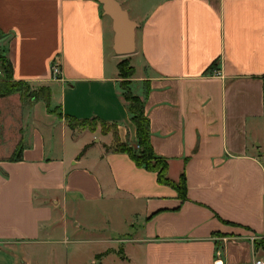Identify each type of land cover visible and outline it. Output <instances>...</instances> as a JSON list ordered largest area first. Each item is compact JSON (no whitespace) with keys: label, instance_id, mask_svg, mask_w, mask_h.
<instances>
[{"label":"crops","instance_id":"0c3cea01","mask_svg":"<svg viewBox=\"0 0 264 264\" xmlns=\"http://www.w3.org/2000/svg\"><path fill=\"white\" fill-rule=\"evenodd\" d=\"M114 1L134 24L128 54L97 0H0V56L26 89L0 96V264H32L57 242L67 257L83 230L97 232L88 264H214L217 250L250 264L264 256V0ZM122 60L185 200L112 151L111 129L64 120L98 118L135 144ZM40 88L47 104L30 96Z\"/></svg>","mask_w":264,"mask_h":264},{"label":"trees","instance_id":"16d2710c","mask_svg":"<svg viewBox=\"0 0 264 264\" xmlns=\"http://www.w3.org/2000/svg\"><path fill=\"white\" fill-rule=\"evenodd\" d=\"M0 64L2 69V76L0 77V96L8 95L13 92L20 91L22 84L10 81V64L3 60L0 56ZM117 69L121 80L119 81V88L121 89V96L126 104V110L129 115V120L135 128V144L133 146L121 143L117 140L114 125H107L98 118L90 119H75L71 116H64L67 126L73 128H87L93 130L96 125L100 126L101 132H106L111 129L113 135V142L109 147L115 152H124L133 161L137 167H142L145 170L155 173L156 181L159 184H164L175 190L178 197L182 200L186 199V181L184 173L182 172L178 180H171L167 177V161L166 158L158 156L153 153L149 143L148 119L143 112L142 100L133 95L129 90V80L132 73L131 67L126 60H122L117 64ZM30 96L34 98H41L47 104L49 99V91L47 88H40L33 92ZM19 154V148L15 149V157ZM264 167V161H263ZM256 246L263 247L261 240L256 241Z\"/></svg>","mask_w":264,"mask_h":264},{"label":"rangeland","instance_id":"374dc122","mask_svg":"<svg viewBox=\"0 0 264 264\" xmlns=\"http://www.w3.org/2000/svg\"><path fill=\"white\" fill-rule=\"evenodd\" d=\"M1 77V76H0ZM20 91L22 94H24V92L26 91L25 87L20 86ZM133 94H135V92H132ZM263 161H264V155H263ZM70 230H68V236L67 238L71 241V235ZM113 229L111 228V235L109 236V232H107V234H105L106 236L111 237V239H114L117 237L116 234H113ZM97 237V232L95 231H87V230H83L81 231L78 235L77 238L79 241L76 242H67L69 246H73L74 250L70 252V254H68L67 257L64 256L63 251L61 252L60 248L62 246L60 245V243L58 244H52L50 245V250L48 248L41 249L40 251L36 252V254H34L32 256L33 262L32 264H88L90 261V253L91 250H94L95 245H93L91 242H89V239H96ZM65 236H63L62 231L58 230L54 233H52V235L50 236L51 241H60L62 239H64ZM54 243V242H53ZM117 245H119V243H115L113 241H111V246L114 248H117ZM113 257L111 256V259ZM107 262V261H106ZM115 263V262H114ZM113 261L111 263H107V264H114Z\"/></svg>","mask_w":264,"mask_h":264},{"label":"water","instance_id":"95a60500","mask_svg":"<svg viewBox=\"0 0 264 264\" xmlns=\"http://www.w3.org/2000/svg\"><path fill=\"white\" fill-rule=\"evenodd\" d=\"M105 14L111 18L112 48L117 54H128L133 48V22L114 0H97Z\"/></svg>","mask_w":264,"mask_h":264},{"label":"built area","instance_id":"2783aa9c","mask_svg":"<svg viewBox=\"0 0 264 264\" xmlns=\"http://www.w3.org/2000/svg\"><path fill=\"white\" fill-rule=\"evenodd\" d=\"M50 75L52 79H57L60 75V68L58 63L53 60L50 64ZM0 76H2V72L0 70ZM250 240L253 242L257 240L256 236H251ZM216 259L214 260V264H223L220 258V251H216ZM250 264H264V256H260L256 253L253 254Z\"/></svg>","mask_w":264,"mask_h":264}]
</instances>
